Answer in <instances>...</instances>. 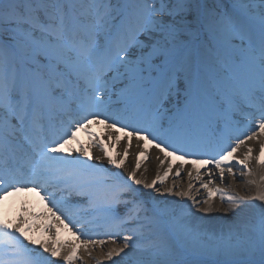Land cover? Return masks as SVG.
Wrapping results in <instances>:
<instances>
[{
  "label": "snow or ice",
  "instance_id": "obj_1",
  "mask_svg": "<svg viewBox=\"0 0 264 264\" xmlns=\"http://www.w3.org/2000/svg\"><path fill=\"white\" fill-rule=\"evenodd\" d=\"M93 123L125 133L122 157L94 136L103 155L67 147ZM132 137L164 154L160 166L211 164L221 183L236 166L243 176L256 175L251 161L264 168V0H0V201L37 192L81 242L33 240L0 217V264H82L79 249L91 256L101 235L122 240L105 254L112 264H264V175L240 196L210 187L209 172L207 198L191 197L189 183L175 194L191 205H173L139 187L171 194L157 187L171 163L151 182L137 176L143 150L126 176L100 163L123 168ZM247 141H259L256 156ZM214 210L227 222L207 226ZM98 222L109 230L94 233Z\"/></svg>",
  "mask_w": 264,
  "mask_h": 264
},
{
  "label": "bare ground",
  "instance_id": "obj_2",
  "mask_svg": "<svg viewBox=\"0 0 264 264\" xmlns=\"http://www.w3.org/2000/svg\"><path fill=\"white\" fill-rule=\"evenodd\" d=\"M119 127V125H117ZM245 129V126L243 127V130ZM89 133L92 135L90 136ZM93 136L96 138V143L103 144L110 154L114 157L119 159L123 155V150L125 145L127 144L128 140L125 137L124 132H117L115 128L109 129L106 127L105 124L102 123H93L88 126L87 132L80 129L75 131V139L71 141V143L67 146L71 149H76L77 147H83L85 149H88L93 153V155H103V153L100 151L99 147H92L91 145L94 143ZM119 136L120 140L117 142L115 137ZM243 138V136H241ZM131 146L129 148V156L127 158L126 164L123 168H116L114 165H108L107 159H103L100 161L101 164H107L109 166V170L112 169H119V171L126 176V172L128 169L134 166L136 155L139 151L143 150L145 151L146 155L149 157L148 160L144 161L141 165V168L137 171L138 178L140 177V174L143 173V178L147 179L149 182H151L152 179L155 178L157 171H159V174L163 176L164 169L167 167V163L172 164V171L169 172L168 177L165 179L163 184H158L157 187L163 191L164 187H173V192L171 194H165L160 195V193H157L153 189H143L142 186H139L141 191L150 194L151 196L157 197L158 200L166 201V202H173V205L176 204H187L191 205L192 201L188 197L184 196H176V192L178 191H187L189 183L192 184V189L190 191V196L197 199L202 200L204 198H207V190L200 188V184L202 182L208 181L209 172L214 173L213 177V183L210 185V187H218L222 189V191L227 195H237L236 191H241L245 193L246 195L253 194L255 191V186L248 185L246 183L247 180L251 179H259L260 175H264V168H258L255 164V161L250 162V167L252 168L253 172L256 174L254 176H243L240 174V168L239 166H236L233 168V171L236 173L235 179H233L231 176L225 172L224 182H220L219 178V170H217L213 165H196L193 166L190 163H186L184 161L175 159L174 157H168L167 163L163 166L159 165V160L157 159V156H159L161 159H164V154L159 152L158 149L155 148L153 144H146L145 142H140L139 146L137 145V141L135 137L131 138ZM229 144L233 143V141L228 142ZM248 146L253 148V156H256L259 153V141H247L246 142ZM209 150V149H205ZM245 151L244 148H242L240 151H238L235 155L237 158H242L243 152ZM119 153V156L117 155ZM65 155L67 152L64 153ZM209 155L214 154L213 151L208 152ZM206 159L207 156H189L186 157V160L191 159ZM104 161V162H103ZM96 163V161H93ZM234 163V162H233ZM227 165H225V168ZM147 169L145 172L144 169ZM181 170V175L179 178L175 177V172L177 169ZM195 168L200 169L199 173V179H197V174L195 172ZM188 171L193 172V177L191 180L188 178ZM134 187H137L133 185ZM2 194V193H0ZM31 198V200L34 202L32 211V216L30 217V223L27 227L29 230L27 232V235L30 237V230L33 225V223H36L39 221V226L41 230L38 234V240L41 242H47L49 244H55L56 246H64L67 248L69 245H79L81 242L76 239V237L73 235L72 231H69V229H66L62 226L57 225V221L55 220V217L51 215L49 212V207L46 206V202L41 199V195L37 194L35 191H22L19 193H15L13 195L5 197L2 201H0V216L2 217H24L25 211H28L27 207V200ZM214 205H219V196L214 195L213 196ZM259 203V202H257ZM227 206V205H225ZM195 211V210H193ZM197 216H202V213L197 212ZM223 216V213L220 211L214 210L209 214V216L205 219V224L214 226L215 222H224L226 220H220L219 218ZM230 218V214H229ZM208 221V222H207ZM18 223L20 221H17ZM102 222H98L94 225H92V229L95 232L103 233L107 229L104 227ZM214 224V225H213ZM51 225L52 231L47 232L44 230L45 226ZM37 226V227H39ZM115 231V229H112ZM123 233H121V236ZM99 239H104L106 243L102 247H93L89 245V249L91 251V256H89L83 248L79 249L78 254L82 257V264H96V261L99 260L101 264H112L111 260H108L105 258V254L112 249L113 247H117L122 243V240L118 239L116 244H112L110 241H107L106 236H99L96 237ZM31 247H37L39 248V245H31ZM42 251V249H41ZM45 256H47V253H44ZM119 257L114 256L112 259L117 260ZM55 259L58 262H61L63 264V261L59 258H51ZM104 261H102V260Z\"/></svg>",
  "mask_w": 264,
  "mask_h": 264
},
{
  "label": "rangeland",
  "instance_id": "obj_3",
  "mask_svg": "<svg viewBox=\"0 0 264 264\" xmlns=\"http://www.w3.org/2000/svg\"><path fill=\"white\" fill-rule=\"evenodd\" d=\"M237 195H240V196H245V193L244 192H241V191H236ZM208 222V221H207ZM224 222H227V221H224ZM224 222H219V223H224ZM218 221L217 223L215 222L214 224L217 225L219 224ZM213 224V225H214ZM207 226H210V225H207ZM119 260L121 259L120 257L118 258ZM102 260V259H101ZM103 261V260H102ZM104 262V261H103ZM105 264H107L106 262H104ZM110 264V263H109Z\"/></svg>",
  "mask_w": 264,
  "mask_h": 264
}]
</instances>
